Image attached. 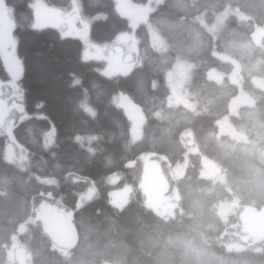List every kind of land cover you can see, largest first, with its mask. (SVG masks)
<instances>
[{"label": "trees", "instance_id": "16d2710c", "mask_svg": "<svg viewBox=\"0 0 264 264\" xmlns=\"http://www.w3.org/2000/svg\"><path fill=\"white\" fill-rule=\"evenodd\" d=\"M35 1L5 0L14 21L23 90V112L11 132L28 161L21 168L9 160L8 136L0 133V264H12V237L27 222V231L18 238L31 254L30 264H189L181 257L183 249L194 250L198 259L264 264V247L235 251L224 244L240 208H264V88L254 82L264 77V38L260 45L253 41L255 30L264 27V0L153 1L147 22L135 30L136 62L129 73L111 76L104 73L103 60L84 59L80 38L55 27L35 28ZM42 1L58 11L73 8V0ZM78 2L81 17L91 20L94 44H111L120 34L132 33L116 0ZM152 30L161 47L152 40ZM41 57L51 68L49 87L52 83L60 89L56 101L43 98L33 81ZM235 63L240 65V85L230 79ZM182 64L188 66L184 89L191 107L170 103L168 75ZM5 66L0 55L2 83L11 76ZM210 72L221 75L220 82ZM240 89L255 104L230 114ZM120 94L144 113L143 138L137 143H132L130 120L116 103ZM226 116L246 135L245 142L220 134L218 122ZM186 131L193 133L198 154L183 142ZM144 155L164 157L171 168L188 159L185 176L175 182L178 207L171 218L146 203L139 164L128 166ZM202 156L219 166L224 181L201 176ZM70 175L96 183L97 196L80 208L79 193L86 183L72 182ZM113 175L117 177L110 182ZM124 186L132 188L130 200L118 209L110 193ZM48 197L74 211L75 233L68 245L60 240L54 247L41 222L34 220L35 205ZM221 202L239 206L227 221L217 212Z\"/></svg>", "mask_w": 264, "mask_h": 264}, {"label": "rangeland", "instance_id": "374dc122", "mask_svg": "<svg viewBox=\"0 0 264 264\" xmlns=\"http://www.w3.org/2000/svg\"><path fill=\"white\" fill-rule=\"evenodd\" d=\"M153 1L158 3L161 0H150L147 4H133L131 0H116L118 8L121 13L127 16L132 26V33H123L111 44L97 45L90 40V23L81 17L79 12L78 0H73V8L69 12L58 11L50 8L42 0H36L34 7V27L46 28L55 27L61 30L65 36H75L80 38L85 45L84 59H100L106 64L104 73L106 75L127 74L130 72L137 59L136 49L137 40L135 37L136 28L143 22H147L148 16L153 9ZM44 6L48 9L47 12L37 15L36 6ZM123 8V9H122ZM0 41L5 46V51H9L8 38L9 36L15 42L13 35V18L10 9L7 7L5 0H0ZM264 38V27L257 28L253 34V41L256 45H260ZM152 40L158 47L163 45L156 30H152ZM15 58L2 55L6 66L11 74V79L7 83L0 82V133L8 136V145L6 148V157L11 160L16 166L25 168L27 166L28 154L21 149L14 142V137L11 132L14 121L19 118L23 112L21 99L23 97V90L19 86V78L21 76V63L16 55ZM47 59L37 61L35 65L33 81L37 84L40 90V95L43 98L50 96L52 100H58L54 95L56 85L51 83L48 78L50 76L51 68L47 67ZM188 73L187 65H178L172 72L169 73L168 79L171 84V104L182 103L187 107H191L190 103L185 97V79ZM33 76V75H32ZM210 78L220 82L222 76L214 72H210ZM230 79L233 83L240 85V65L235 63V68ZM257 86L264 88V77L254 78ZM50 88V93L47 90ZM39 95V96H40ZM117 105L122 108L131 122V138L132 143H137L143 138V131L145 126V116L141 107L135 104L127 95L120 94L116 98ZM255 101L242 89H240L237 96L230 104V114H237L241 106H253ZM220 134H227L231 137L246 141V135L239 131L229 119V116L222 118L219 122ZM182 140L188 146L192 153L198 154L199 150L194 142V136L191 131H186L182 135ZM248 140V138H247ZM139 164V183L144 194L146 203L152 207L158 214L165 218L173 217L177 212L178 207V190L175 188V182L181 179L186 174V167L188 159L175 168H171L164 157H152L149 155L142 156L136 162H130L128 166H136ZM202 173L203 178L215 179L224 181V175L219 166L212 160L202 156ZM113 175L109 177V181L113 182L115 179ZM69 180L72 182H85L86 189L79 193L77 208L82 207L97 196L96 183L92 180L83 179L75 175H70ZM46 182L53 183L51 180ZM131 186H124L122 188L114 189L110 193V202L118 209L124 206L130 200ZM237 202H221L218 204L217 212L225 221L228 220L230 214L234 213L238 208ZM35 219L41 222L43 231L51 238L54 247H59L61 240L54 232V226L57 223L63 224L70 228L75 233V225L73 223L74 211L66 209L60 200H52L50 197L40 201L34 208ZM238 222L232 225L224 234V244L230 250L240 251L244 249H253L260 251L264 247V208L255 210L251 207H242L238 212ZM28 222L23 223L18 228V233L12 237V245L8 251V258L10 262L18 264H30L31 254L28 249L19 241L18 235L26 232L28 229ZM59 242V243H58ZM76 242L71 245L70 249ZM65 245L69 242L62 240ZM68 249L67 251L69 252ZM194 250L183 249L181 257L184 262L189 264H239L237 261H225L221 258H197L194 255ZM245 264V262H241ZM248 264V263H246Z\"/></svg>", "mask_w": 264, "mask_h": 264}, {"label": "snow or ice", "instance_id": "6c2138e0", "mask_svg": "<svg viewBox=\"0 0 264 264\" xmlns=\"http://www.w3.org/2000/svg\"><path fill=\"white\" fill-rule=\"evenodd\" d=\"M0 11H4L7 14V10L6 9H0ZM48 9L45 8L44 6H36V12L37 15H40L41 13H45L47 12ZM13 26H14V22H13ZM36 30V29H34ZM8 48L10 49L9 51H5V46L3 44L2 41H0V55H5V56H10L15 58V53H14V49H15V42L11 39V37L9 36L8 38ZM5 71L7 72V66H5ZM9 78L11 79V76H9ZM23 106V101H22V105ZM29 118H31V116L29 115ZM49 132H54V125H50L49 127Z\"/></svg>", "mask_w": 264, "mask_h": 264}, {"label": "water", "instance_id": "95a60500", "mask_svg": "<svg viewBox=\"0 0 264 264\" xmlns=\"http://www.w3.org/2000/svg\"><path fill=\"white\" fill-rule=\"evenodd\" d=\"M54 232L58 235L61 240L65 242H69L73 238L72 230L60 223H57L54 226Z\"/></svg>", "mask_w": 264, "mask_h": 264}]
</instances>
